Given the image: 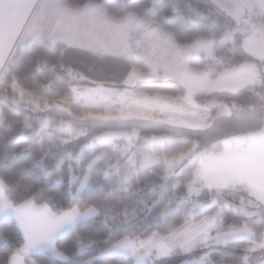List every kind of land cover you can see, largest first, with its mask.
<instances>
[{
    "label": "trees",
    "instance_id": "obj_1",
    "mask_svg": "<svg viewBox=\"0 0 264 264\" xmlns=\"http://www.w3.org/2000/svg\"><path fill=\"white\" fill-rule=\"evenodd\" d=\"M75 6L93 3L112 18L127 14L148 19L170 33L177 44H191L209 38L201 24L217 17L232 19L211 0H64ZM236 54L227 61L218 58H193L188 66L194 69L214 67L217 70L255 63L256 60L241 46L233 31ZM63 44L51 45L38 39L29 47L11 56L0 79V181L6 186V197L13 206L32 200L55 214L76 209L82 213L96 212L59 239L56 250L64 260L42 252L27 262L30 264H134L129 258L99 254L123 238H145L152 233L167 235L187 221H198L211 214L215 205L204 214L188 217L186 211L197 202L210 203L213 192L196 177L200 158L223 149L225 140L264 131V113L249 112L240 117L217 116L206 128H191L159 121L97 119L116 111H104L74 105L68 100L72 86L95 87L91 81L81 82L76 71L84 70L93 53L76 49L63 61H57ZM75 49V48H74ZM111 70L113 78L100 86L122 89L120 76L130 75L132 69L147 68L139 60H121L97 55ZM226 63L229 66H225ZM134 91L146 94L183 96L185 88L177 82L138 83ZM211 105L216 113L224 96ZM138 132L141 136H156L160 140L146 147L142 139L107 140L108 132ZM134 141V142H133ZM132 143H135L132 145ZM196 146L200 158L185 161L167 171L163 163L147 169L138 168L143 154L173 158ZM200 193L189 197L188 184ZM233 192L243 189L246 200L252 201L262 215L247 218L240 212L227 210L218 219L216 228L229 231L235 226L250 228L256 240L264 232V203L254 199L244 186L227 188ZM177 209L165 222L158 216L165 207ZM214 231V232H215ZM213 232V233H214ZM24 245V238L13 219L0 225V264H9L12 255ZM250 242L240 241L222 246L204 245L191 253L179 250L144 264H191L207 256L211 264H245Z\"/></svg>",
    "mask_w": 264,
    "mask_h": 264
},
{
    "label": "crops",
    "instance_id": "obj_2",
    "mask_svg": "<svg viewBox=\"0 0 264 264\" xmlns=\"http://www.w3.org/2000/svg\"><path fill=\"white\" fill-rule=\"evenodd\" d=\"M211 1L215 3L214 0ZM8 3L15 4V7H11L15 9L14 13L25 12L26 15L22 13L23 27L29 18L30 21L34 20V26L27 37L20 38V41L25 40V48L38 39H44L51 45L91 49L92 51L87 52L121 60H139L144 63L147 72L150 64L164 70L165 65L171 63L169 52L174 56L184 47L173 41L170 33L171 36L148 19L133 14L112 18L93 3L81 6L71 5L64 0H11ZM215 4L226 12L222 5ZM8 14L13 18L12 11ZM12 25L9 22L0 25L3 29L0 30V70L4 66L6 68L13 53L20 50L13 52L23 27L12 35L9 44H4V37L9 35L8 30ZM180 60L182 62L183 59ZM241 66L242 64L235 67ZM178 69L181 70L182 67H177L176 73ZM78 87L83 90H77L75 96L72 91L69 99L74 105L107 111L116 108L123 110L130 119L179 126L189 122L188 126L195 127L209 124L211 116L204 109L211 110V105L215 103L202 108L195 99L186 96V91L183 96H172L150 95L134 91L133 88L122 90L104 86ZM90 96L98 101H92ZM196 175L203 186L210 190L244 186L254 199L264 203V131L225 140L221 151L202 159ZM95 215L93 210L82 213L76 209L55 214L48 207L36 205L32 200L13 206L6 197V186L0 181V225L7 219H13L24 238V245L12 255L9 264H30L28 259L42 252H49L55 248L59 239Z\"/></svg>",
    "mask_w": 264,
    "mask_h": 264
},
{
    "label": "rangeland",
    "instance_id": "obj_3",
    "mask_svg": "<svg viewBox=\"0 0 264 264\" xmlns=\"http://www.w3.org/2000/svg\"><path fill=\"white\" fill-rule=\"evenodd\" d=\"M9 1L11 0H0V25H6L8 22L13 23L12 28L8 30L10 31L9 35L7 34L6 37H4V44H9L12 40V35H14L21 27H23L22 19L24 16L22 15V13L25 14V12H19L18 14L14 13L15 9H11V7H15V4L8 3ZM214 1L215 3H219L226 9V12L232 19V26L241 39V46L243 50L256 60L255 63H244L240 68L229 67L224 68L221 71L217 70L214 67H207L206 69L190 68L188 66V60L190 59H198L202 56L205 58H215V56L211 55L212 48L210 47L209 38H200L195 40L191 44L184 45L183 49H181V52L177 55L172 56L169 52V58L171 56V59H169V61H171V63L166 64L165 69L162 71L158 67L153 66L154 64H150V67L148 65L147 72H144L137 67L134 68L130 73V76L126 79V82L123 84L122 90H130L134 88L133 85L135 86L138 83H162L178 81L177 83L180 82L179 84L182 87L186 88V96L190 99H195V101H197V103H199L202 108H205L208 107L209 104L219 101V97L221 98L220 95L222 93H229L230 90L237 89L246 80L251 79L254 75V70L257 67L264 65V29L259 27L261 21H264V15H262L264 14V0ZM9 11L13 12V18H10L8 16ZM33 24L34 20L30 21L29 18L26 22V25H24L20 36H18L17 38V43L15 44L13 52L17 49L25 48L23 44L25 40L20 41V38L21 36L24 38L27 37L29 31L32 29V26H34ZM0 30L3 29L0 27ZM1 34L2 33L0 31V39H2ZM171 38L174 41V38L172 36ZM232 40L233 35H231L229 41ZM180 59H183L182 62ZM176 66L182 67L181 70L178 69L177 73ZM4 68L5 66L0 70V79L2 77ZM80 89L83 90V88L78 87L77 85L72 86V91L74 93L73 96H75L77 90ZM89 90H92V88ZM86 96H88V94H86ZM90 98L92 97L90 96ZM92 101H98V99L93 97ZM112 111H116L117 113L107 114L104 115V117L97 119H130L123 113V110H116V108H114L110 112ZM186 124L187 125L182 126L202 129L210 125L209 123L205 126L195 127L188 126L190 125V122ZM103 138L107 140L122 138L128 140L129 142L132 140L142 139L146 147H152L160 140L156 136H141L137 131L131 133L108 132L103 135ZM134 144L135 143H132V145ZM198 158H200V153L197 150L196 146H194L187 152L180 153L178 156L173 158L143 154L138 160V168L147 169L159 163H163L165 169L167 171H171L173 168H175V165H179L185 161H192ZM203 158H200V162ZM199 193L200 190L194 185V183L188 184L187 194L189 197H193L194 195H197ZM212 205H214L213 201L209 204L204 202H197L195 206L191 208L192 212L188 217L204 214L206 209H208ZM168 209L169 210L166 214H162L161 212L159 213L158 218L162 222H165L171 215H173L177 211V209ZM239 212L247 218L254 216H258L260 218L262 215L259 211L251 210L250 208H248L246 211ZM217 220L218 219L212 218L211 214H207L202 216V218L198 221H187L185 224H183V226L176 230H173L167 235L152 233L145 238H123L103 250L99 254L98 258L100 259L106 256H120L131 259L134 264H144L146 261L164 258L176 250H179L182 253H191L182 251L181 242L187 245L188 236L190 233L197 229L209 228V236L207 242L204 243V245L222 246L230 243L247 241L251 243V246L249 247L248 253L244 259V263L264 264V232L262 234L261 240L259 241L256 240L253 231L246 226L235 228V230L232 231H222L224 233H228V235L222 238L217 237V231H215ZM48 253H51V255L57 260H64V256L60 254L56 250V248L49 250ZM203 257L204 259L202 261V264H211L207 256ZM195 261L191 262V264H194Z\"/></svg>",
    "mask_w": 264,
    "mask_h": 264
},
{
    "label": "clouds",
    "instance_id": "obj_4",
    "mask_svg": "<svg viewBox=\"0 0 264 264\" xmlns=\"http://www.w3.org/2000/svg\"><path fill=\"white\" fill-rule=\"evenodd\" d=\"M106 13V10H103ZM264 15V14H262ZM201 27L210 31V47L212 48L211 55L218 59L227 61L230 55L236 54V48L229 44L231 35L235 29L231 23L220 17H217L211 22L201 24ZM259 27L264 29V21H261ZM72 46H65L59 49L56 57L57 61H63V59L69 55L70 52L75 51ZM85 51H92L91 49H84ZM93 61L85 66L84 70L69 68V75L73 71H76L80 77L81 82L91 81L93 84L100 86L101 84H108L113 78L111 70L105 66L102 58L96 57L93 53ZM225 66H229L227 63ZM119 83L126 82V76H120L118 78ZM205 113H208L212 119H215L217 115L220 116H233L240 117L249 112L264 113V65L257 67L254 70V75L251 79L246 80L237 89L230 90L228 94L224 96L220 105L217 107L216 113H212L210 109H204ZM243 189L239 192H233L230 189H220L213 192V204L215 208L211 211V217L214 219H222L228 209L232 212L246 211L249 207H256L252 201L246 200L243 196ZM168 207L161 210L162 214H166ZM175 210V209H172ZM189 214L192 209L186 210ZM264 212V209L261 210ZM235 230L233 226L230 231ZM210 229L203 228L194 230L188 236V243L185 245L181 242V249L185 252H192L196 248L203 246L207 242ZM228 233H224L217 229V237H225ZM204 257L194 262V264H202ZM212 264H215L213 261ZM230 264V262H226Z\"/></svg>",
    "mask_w": 264,
    "mask_h": 264
}]
</instances>
